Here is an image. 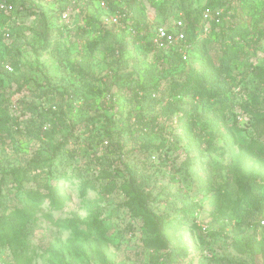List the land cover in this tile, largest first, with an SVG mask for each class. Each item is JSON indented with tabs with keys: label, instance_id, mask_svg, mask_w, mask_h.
<instances>
[{
	"label": "rangeland",
	"instance_id": "1",
	"mask_svg": "<svg viewBox=\"0 0 264 264\" xmlns=\"http://www.w3.org/2000/svg\"><path fill=\"white\" fill-rule=\"evenodd\" d=\"M27 1L0 18V113L12 117L11 132L0 131V225L27 204L25 191L45 183L65 204H34L25 243L13 249L0 239V264H264V159L249 163L250 178L234 157L240 143H264L256 124L264 115V0H104L106 10L97 0H34L42 9ZM211 3L235 15H226L233 29L248 30L228 55L222 40L207 45L221 70L206 86L213 97L172 87L178 74H153L158 61L144 40L120 49L125 37L150 39L156 26ZM118 10L130 14L124 29L104 27L103 16ZM93 15L100 27L90 25ZM148 22V31L138 29ZM49 87L61 94L56 105L40 98ZM29 171L44 182L27 181ZM133 179L149 188L148 215L124 206ZM158 221L173 223L160 234L166 248L150 246Z\"/></svg>",
	"mask_w": 264,
	"mask_h": 264
},
{
	"label": "trees",
	"instance_id": "2",
	"mask_svg": "<svg viewBox=\"0 0 264 264\" xmlns=\"http://www.w3.org/2000/svg\"><path fill=\"white\" fill-rule=\"evenodd\" d=\"M5 1L9 4H12L16 2L17 0H0V2ZM91 1V0H90ZM28 2V3H27ZM27 2H24V5H30L31 7H37L42 9L40 5H36L34 0H28ZM92 3V2H91ZM127 4H129L127 2ZM131 6V4H129ZM218 5L211 3L203 7L199 11V15H195L194 17L191 18V13H186L183 15V18L188 21V34H189V39L194 41L196 43V49L193 52L191 58L189 61H183L179 56L176 55H169L168 58L166 59L165 62L162 64H159V69H154L153 74H163L166 76H170L171 74H178L180 76L178 79H174L170 82L172 87H175L176 89L180 88L183 86V89L185 93L191 94L194 99L200 100V98H211L213 97V93L207 89V85L213 80L215 77L221 76V70H217L214 68V65L209 62V59L207 58V45L213 41L216 42L217 40H222L219 47V51L223 53L224 55H228L231 50L233 49V46L231 45V40L235 38L238 34H243L247 32L248 30H238V29H233L231 26V21H222L220 23H214L213 24V29L209 37L207 38H201L199 37L197 30L199 28V24L201 21V15L202 13L207 10V9H217ZM64 9H62L63 11ZM7 12L0 10V18L1 15H5ZM101 13V12H100ZM99 13V14H100ZM228 15L225 14V16ZM8 17L12 18L11 14L8 13ZM229 17L234 18L235 15H230ZM99 17H96L95 15L90 16L88 19L90 21V25L92 23H96L98 27L101 26ZM163 22L162 25H168L170 26L172 23L171 22ZM4 25L6 22H3ZM139 30H145L148 31L150 28V23L148 22L147 24H144L143 26L140 27V24L138 23L137 25ZM142 28V29H141ZM86 31V30H84ZM144 32V31H140ZM109 34L110 31L108 32ZM231 34V35H230ZM124 37V36H123ZM4 36L0 33V43L3 41ZM123 39V38H122ZM125 41L120 43V49L122 51H125V49H131V47H136V43L140 42L139 40H144L146 44L148 45L147 51L152 52V47H151V42L148 37V35L145 33L140 39H135V38H130L128 39L127 37L124 38ZM218 45L215 47L217 48ZM206 58V70L205 72L199 71V65H198V59L201 58ZM200 60V59H199ZM225 61V59H224ZM217 70V71H216ZM254 72L261 71L260 67H255ZM149 72V73H152ZM3 72L7 74H12V72H7L4 70V65H3ZM263 76H264V71H263ZM21 86V85H20ZM41 88V87H40ZM136 88L139 90H142L144 93H147L149 90L144 86V84H139L137 83ZM135 88V89H136ZM21 87L19 88V90ZM146 95V94H145ZM61 94L56 91L55 88H48L46 90H43L41 93L40 98H45V100H49L50 102H54L53 104H57L59 101V97ZM146 97H143L142 100H145ZM52 108V105H50ZM29 110L31 112H37V107H32L30 105ZM42 114V113H41ZM120 112L115 113L112 115L111 118H109V123L110 124H116L117 121H119L121 118L118 116ZM118 117V118H117ZM12 117H10L9 114L6 112H1L0 113V131L10 133L11 132V127L9 126V123L11 122ZM137 121L138 123L146 125L147 123H143L142 120V114L140 113L137 115ZM52 123L53 129L57 131V129L62 127L58 123V121H50ZM256 124L260 126V128H264V115L258 116L256 120ZM71 138H66L63 139V148L67 147L68 144L70 143ZM228 142V140H227ZM239 147V152L234 155L235 160L239 162V165L237 169L239 170L241 175H250V167L249 163L255 159H264V143L260 141L259 139H250V141H246L244 143H240V145H237ZM208 148L209 150H212L214 147L212 143H208ZM67 149V148H66ZM68 150V149H67ZM65 150V151H67ZM36 169L40 170L43 169L42 166L37 165ZM30 174L26 177L27 181H34V182H44L41 180V176L39 174L32 175L31 171H29ZM27 173V171L25 172ZM62 179H65V175L60 176ZM250 178H253V176H249ZM18 189L22 190L21 186H18ZM114 188H109L110 191H112ZM124 189H126V192L129 194L131 199L124 203V206L130 209V211L135 212L136 214L139 215H148L150 214L149 211V202H150V191L149 188L143 184L138 183L135 179L131 181L128 185L124 186ZM26 193V203L22 208L15 209L12 211L11 215H13L12 220L8 222H4L3 224L0 225V239L2 243L5 246L12 247L13 249H17L18 245H23L25 241L23 240V235H22V230L25 227V225L29 222L30 217L33 215L35 212V207L34 204H44L46 201L49 203V206L53 210H61L65 204V195H61L59 192V189L56 186H52L50 184L45 183L42 187V190L40 191H25ZM264 209H261L263 211ZM191 213V212H189ZM194 217V213H193ZM264 221V219H262ZM261 220V221H262ZM154 227L156 222H152ZM158 227L153 228V233L156 234L157 236L153 239H151V247H157V248H166L167 244L165 241L160 238V234L163 233V226L168 225L172 226L173 223H166V221L162 222H157L156 223ZM260 225V223H259ZM196 227V226H195ZM22 236V239H21ZM21 256V255H20ZM19 256V257H20Z\"/></svg>",
	"mask_w": 264,
	"mask_h": 264
},
{
	"label": "built area",
	"instance_id": "3",
	"mask_svg": "<svg viewBox=\"0 0 264 264\" xmlns=\"http://www.w3.org/2000/svg\"><path fill=\"white\" fill-rule=\"evenodd\" d=\"M84 1L87 3L90 2V0ZM97 3L99 8L107 9V3L104 0H97ZM0 8L4 11H10L13 7L12 4L2 1L0 2ZM129 15L127 11L118 10L117 13L112 16L104 15L102 23L106 28L112 29L115 27V29H124V22ZM228 16H225L223 9L205 10L201 15V21L197 30L200 39L209 37L213 29V24L228 21ZM66 18L67 16L64 15V19ZM187 30L188 21L183 18L182 14L176 17L170 26L159 25L154 28L150 42L152 53L156 55L159 64L165 62L169 55L179 56L183 61L190 60L196 49V43L189 39ZM4 68L7 72L13 71L12 65L8 63L4 65ZM262 224L264 225V221Z\"/></svg>",
	"mask_w": 264,
	"mask_h": 264
}]
</instances>
